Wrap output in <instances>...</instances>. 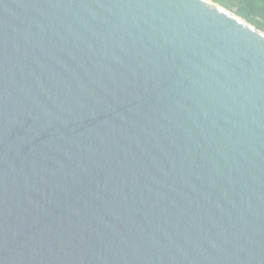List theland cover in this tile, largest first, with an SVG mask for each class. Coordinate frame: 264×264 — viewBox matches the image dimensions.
I'll list each match as a JSON object with an SVG mask.
<instances>
[{"label":"water","instance_id":"1","mask_svg":"<svg viewBox=\"0 0 264 264\" xmlns=\"http://www.w3.org/2000/svg\"><path fill=\"white\" fill-rule=\"evenodd\" d=\"M0 264H264V32L0 0Z\"/></svg>","mask_w":264,"mask_h":264},{"label":"trees","instance_id":"2","mask_svg":"<svg viewBox=\"0 0 264 264\" xmlns=\"http://www.w3.org/2000/svg\"><path fill=\"white\" fill-rule=\"evenodd\" d=\"M264 32V0H212Z\"/></svg>","mask_w":264,"mask_h":264}]
</instances>
